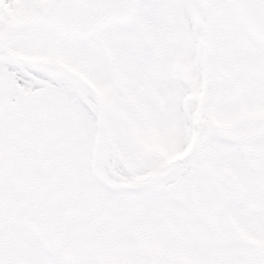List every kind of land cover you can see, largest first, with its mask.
<instances>
[{"label":"snow or ice","instance_id":"snow-or-ice-1","mask_svg":"<svg viewBox=\"0 0 264 264\" xmlns=\"http://www.w3.org/2000/svg\"><path fill=\"white\" fill-rule=\"evenodd\" d=\"M0 264H264V0H0Z\"/></svg>","mask_w":264,"mask_h":264}]
</instances>
